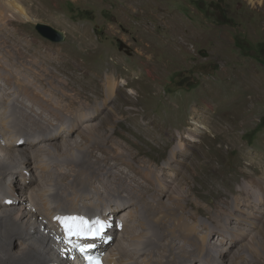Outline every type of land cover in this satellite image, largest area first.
Instances as JSON below:
<instances>
[{"label":"bare ground","instance_id":"bare-ground-1","mask_svg":"<svg viewBox=\"0 0 264 264\" xmlns=\"http://www.w3.org/2000/svg\"><path fill=\"white\" fill-rule=\"evenodd\" d=\"M16 2L0 0V264H85L79 246L86 244H95L87 254L102 256L107 264H225L238 254L241 258L230 264H264V203L257 206L263 209L261 219L248 223L231 217L223 223L214 215L203 221L196 213L202 205L186 185L198 173L193 157L187 161L183 139L201 144L199 132L222 125L211 120L200 126L194 117L178 132H158L163 138L156 136L157 141L177 145L164 166H153L117 131L123 122L128 130L137 124L140 95L133 83L140 78L115 66L103 74L84 59L73 63L64 52L68 45L38 43L16 25L15 15L5 20L8 3L22 12ZM66 62L73 64L72 74L61 66ZM86 78L93 88L85 87ZM148 123L142 129L159 130L155 124L148 129ZM20 147L22 152L14 154ZM172 166L176 169L169 170ZM245 177L238 192L264 198V172ZM187 202L196 211L189 212ZM209 207L210 202L204 209ZM39 213L62 234L63 246L76 249L74 258L61 251L59 258L49 235L28 233L34 218L41 233ZM56 217L99 220L103 235L69 238ZM257 228L261 233L252 236Z\"/></svg>","mask_w":264,"mask_h":264},{"label":"rangeland","instance_id":"rangeland-1","mask_svg":"<svg viewBox=\"0 0 264 264\" xmlns=\"http://www.w3.org/2000/svg\"><path fill=\"white\" fill-rule=\"evenodd\" d=\"M16 3L22 12H15L13 4L8 3L5 20L11 22V15H15L16 25L38 43L51 48L68 45L70 48L64 52L73 63L75 58L84 59L103 74L115 66L131 69L140 78L133 83L140 95L137 124L128 130L125 126L128 122H123L117 131L132 141L131 151L139 154L141 148L139 157L152 159L153 166H164L171 148L177 145L176 141L167 144L164 139V143L157 141L159 133L169 128L178 132L190 125L194 117L200 126L211 120L222 125L207 134L199 132L201 144L200 140L191 141L187 136L182 141L187 161L189 156L193 157V167L198 173L186 185H192L191 193L202 205L196 211L187 202V209L196 211L203 221H209L210 215L223 223L228 217L245 223L261 219L263 209L257 206L264 203L263 195L257 199L238 189L248 174L264 172V0H17ZM38 21L63 30L65 40L54 42L43 36L36 27ZM61 66L71 74L74 71L70 62ZM82 82L93 88L89 78ZM144 114L149 118H143ZM146 121L148 129L155 124L159 130L142 129ZM2 138V143H7L4 134ZM120 140L127 144L124 138ZM58 145L51 142L50 146ZM21 150L20 147L13 153L19 155ZM7 160L12 162L11 158ZM165 181L169 182L167 175ZM208 202L212 207L204 209ZM40 216L50 225L41 213ZM122 220L120 214L119 227ZM250 233L256 236L261 230L257 228ZM48 240L53 243V239ZM18 242L19 239L15 240V244ZM240 255L234 261L228 257L225 264L238 261Z\"/></svg>","mask_w":264,"mask_h":264},{"label":"snow or ice","instance_id":"snow-or-ice-1","mask_svg":"<svg viewBox=\"0 0 264 264\" xmlns=\"http://www.w3.org/2000/svg\"><path fill=\"white\" fill-rule=\"evenodd\" d=\"M56 219L62 224L68 237H84L95 238L103 235V222L97 220L90 222L83 217H56ZM95 247V244H86L79 246V251L86 255L88 264H100L99 260L91 256H87L89 249Z\"/></svg>","mask_w":264,"mask_h":264},{"label":"water","instance_id":"water-1","mask_svg":"<svg viewBox=\"0 0 264 264\" xmlns=\"http://www.w3.org/2000/svg\"><path fill=\"white\" fill-rule=\"evenodd\" d=\"M36 27L43 36L49 38L54 42H62L65 40V32L48 23L38 21Z\"/></svg>","mask_w":264,"mask_h":264}]
</instances>
